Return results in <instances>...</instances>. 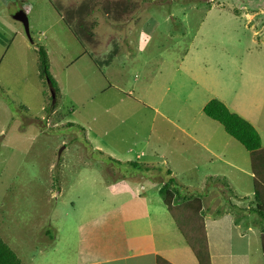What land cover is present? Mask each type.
<instances>
[{
	"label": "rangeland",
	"instance_id": "1",
	"mask_svg": "<svg viewBox=\"0 0 264 264\" xmlns=\"http://www.w3.org/2000/svg\"><path fill=\"white\" fill-rule=\"evenodd\" d=\"M56 1L0 0V238L22 264H91L86 226L103 222L102 205L115 210L126 199L110 192L111 175L152 167V180L176 179L178 203L228 179L254 188L210 161L199 141L229 145L237 165H249L243 145L202 112L217 98L264 146V0ZM19 11L28 34L13 18ZM39 47L57 83L53 104ZM252 239V261L264 264L261 238ZM244 240L231 238V247Z\"/></svg>",
	"mask_w": 264,
	"mask_h": 264
},
{
	"label": "crops",
	"instance_id": "2",
	"mask_svg": "<svg viewBox=\"0 0 264 264\" xmlns=\"http://www.w3.org/2000/svg\"><path fill=\"white\" fill-rule=\"evenodd\" d=\"M81 1L95 3V0H76L77 3ZM59 5L64 8L71 6L63 0H57L56 6ZM123 14H127L126 21L129 22H134L137 18L129 10L128 13L123 12ZM136 34L135 29L132 37L131 33L125 36L128 45H134ZM127 38L130 39L127 40ZM199 145L208 153L210 161H218L226 167L225 170L228 172L234 170L253 179L250 164L240 167L232 155H228L229 145H224V151L222 148L218 151L210 150L207 141H199ZM261 147L264 146L261 145ZM139 174L142 176H138ZM222 174L225 179H228L224 173ZM154 175L155 171L151 167L129 171L122 178L119 175L117 177L111 175L114 183H110V192H118L126 196V199L116 201L115 210L111 208L107 210L109 206L102 205V211L98 217L104 216L103 222L101 223L98 219L100 222L95 220L92 225L86 226L82 250L91 257L88 263L156 264L157 257H161L172 264H198L174 225L167 207L160 200L161 197H158V189L162 183L152 180L151 176ZM163 180L160 179V181ZM226 182L230 192L225 194L224 188L219 183L212 189L208 188L201 200L211 264H255L251 254L254 244L252 238L256 235L260 245L259 225L263 227V224L259 221L257 225L251 217L253 212L249 199L253 196V189L245 192V187L244 189L240 186L236 187L232 180L228 179ZM129 203L134 205V210L129 208ZM113 237L122 239V241L114 242ZM234 237L245 238L242 248L231 247V238Z\"/></svg>",
	"mask_w": 264,
	"mask_h": 264
},
{
	"label": "trees",
	"instance_id": "3",
	"mask_svg": "<svg viewBox=\"0 0 264 264\" xmlns=\"http://www.w3.org/2000/svg\"><path fill=\"white\" fill-rule=\"evenodd\" d=\"M37 52L40 64V76L46 81V84L47 80L50 81V85L56 94L58 91L57 83L49 72L47 53L43 47H39ZM202 112L210 119L218 122L229 136L237 140L243 145L246 151H248L249 164L253 173V196L256 204V207L252 208V212L257 213L259 217L264 220V147H261L259 133L250 122L237 113L230 111L224 102L217 98L210 99L202 107ZM132 164L137 165L136 162H132ZM170 173V170H167V174L169 175ZM209 178L212 177L209 176ZM217 179L220 180L219 177H217ZM160 182L162 185L158 189V192L198 264H211L205 225L202 219L203 209L200 198L187 197L183 198L181 200L182 202L178 203V199L181 196L179 195V190L177 191L175 188L178 185L176 179L170 177ZM219 183L220 182H218V184ZM224 184L226 185L227 182ZM226 187L227 186L224 187V190ZM224 190L223 192H225ZM260 222L263 223L261 220ZM260 238L264 262V226L261 228ZM0 264H22L17 255L1 238ZM156 264L171 263L161 257H157Z\"/></svg>",
	"mask_w": 264,
	"mask_h": 264
},
{
	"label": "water",
	"instance_id": "4",
	"mask_svg": "<svg viewBox=\"0 0 264 264\" xmlns=\"http://www.w3.org/2000/svg\"><path fill=\"white\" fill-rule=\"evenodd\" d=\"M13 18H14L15 20L20 21V22L23 24V26H24V28H25V31H26V33L28 34V19H27L26 14H25L24 12H22V11H19V12H17V13L14 15ZM47 84H48V86H49V91H50V95H51V98H52V104H53L54 101H55V91H54V89L51 87V85H50V81H49V80H47Z\"/></svg>",
	"mask_w": 264,
	"mask_h": 264
}]
</instances>
